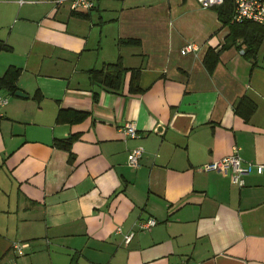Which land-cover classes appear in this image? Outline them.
Returning <instances> with one entry per match:
<instances>
[{"label":"crops","instance_id":"1","mask_svg":"<svg viewBox=\"0 0 264 264\" xmlns=\"http://www.w3.org/2000/svg\"><path fill=\"white\" fill-rule=\"evenodd\" d=\"M232 32L196 0H0V77L24 95L0 89V264H264V172L199 170L233 147L264 165V35L246 59ZM112 63L105 90L89 71Z\"/></svg>","mask_w":264,"mask_h":264},{"label":"built area","instance_id":"2","mask_svg":"<svg viewBox=\"0 0 264 264\" xmlns=\"http://www.w3.org/2000/svg\"><path fill=\"white\" fill-rule=\"evenodd\" d=\"M201 7L212 8L220 5L224 0H196ZM54 6L66 4L68 9L74 12H86L93 7V0H51ZM232 20L240 22L249 20L264 27V0H232ZM198 48L193 44H185L179 49V55H195ZM7 103V97L0 94V109ZM119 132L123 138H136V130L132 123L126 122L121 125ZM141 157V150L138 148L132 149L127 153L126 165L134 169L138 165V160ZM201 172H229V182L232 185L241 187L243 185V177L251 173L261 175L264 172V165L243 162L235 147L232 148L230 155L223 157L215 162L209 163L199 168ZM155 224L153 220L138 223L140 229H148ZM132 234L123 236V242L126 244L130 241ZM22 244H13L12 249L17 255H21ZM183 264V263H181Z\"/></svg>","mask_w":264,"mask_h":264},{"label":"trees","instance_id":"3","mask_svg":"<svg viewBox=\"0 0 264 264\" xmlns=\"http://www.w3.org/2000/svg\"><path fill=\"white\" fill-rule=\"evenodd\" d=\"M215 11L218 19L228 25L230 33L237 32L238 37H241L244 48L242 56L246 59H251L256 52L258 44L264 35V27L249 20H242L235 22L232 20V0H224L220 5L212 7ZM121 43H127L122 41ZM2 49L3 46H0ZM217 59V53H206L203 58L205 68L210 71ZM122 69L117 63L106 64L99 70L89 71L90 80L102 86L103 89H115L119 83V78L122 73ZM18 71L14 68H8L5 73L0 77V89L12 95L16 92L14 85ZM236 111V110H235ZM252 108L249 110V113ZM77 117H83L82 114H76ZM70 140L55 141L54 145L60 149L67 150Z\"/></svg>","mask_w":264,"mask_h":264},{"label":"water","instance_id":"4","mask_svg":"<svg viewBox=\"0 0 264 264\" xmlns=\"http://www.w3.org/2000/svg\"><path fill=\"white\" fill-rule=\"evenodd\" d=\"M14 97H24L23 93H21L20 91H16L14 94H13Z\"/></svg>","mask_w":264,"mask_h":264}]
</instances>
